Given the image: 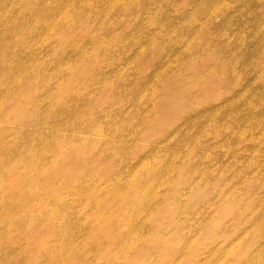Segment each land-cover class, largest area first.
I'll list each match as a JSON object with an SVG mask.
<instances>
[{"label": "rangeland", "instance_id": "obj_1", "mask_svg": "<svg viewBox=\"0 0 264 264\" xmlns=\"http://www.w3.org/2000/svg\"><path fill=\"white\" fill-rule=\"evenodd\" d=\"M0 264H264V0H0Z\"/></svg>", "mask_w": 264, "mask_h": 264}]
</instances>
